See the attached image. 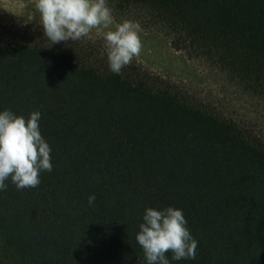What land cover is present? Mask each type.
Here are the masks:
<instances>
[{"label": "trees", "instance_id": "trees-1", "mask_svg": "<svg viewBox=\"0 0 264 264\" xmlns=\"http://www.w3.org/2000/svg\"><path fill=\"white\" fill-rule=\"evenodd\" d=\"M108 3L264 99V0ZM103 50L0 32V110L40 111L52 164L37 187L0 191V264H146L143 210L167 206L197 241L171 264H264L262 139L132 62L112 74Z\"/></svg>", "mask_w": 264, "mask_h": 264}, {"label": "clouds", "instance_id": "clouds-1", "mask_svg": "<svg viewBox=\"0 0 264 264\" xmlns=\"http://www.w3.org/2000/svg\"><path fill=\"white\" fill-rule=\"evenodd\" d=\"M50 46L89 37L93 31L102 38L108 70L119 75L142 50L139 23L116 22L108 0H34L30 5ZM38 110L25 117L5 108L0 110V191L11 181L17 190L35 188L40 173L51 172V148L40 132ZM96 197L89 195V206ZM146 264H171L194 260L197 241L191 235L181 209L146 207L135 233ZM171 253L169 259L166 253Z\"/></svg>", "mask_w": 264, "mask_h": 264}, {"label": "rangeland", "instance_id": "rangeland-1", "mask_svg": "<svg viewBox=\"0 0 264 264\" xmlns=\"http://www.w3.org/2000/svg\"><path fill=\"white\" fill-rule=\"evenodd\" d=\"M34 0H0V32L42 35L30 5ZM113 13L118 23L128 19L139 23L142 50L132 60L139 68L175 84L198 101L212 107L219 115L248 128L264 142V99L246 92L226 73L204 60L189 59L171 48L163 30L151 25L138 12ZM85 39L103 48L95 32Z\"/></svg>", "mask_w": 264, "mask_h": 264}]
</instances>
